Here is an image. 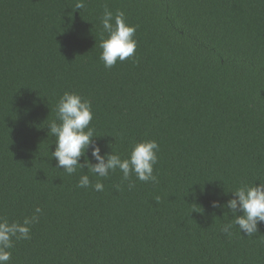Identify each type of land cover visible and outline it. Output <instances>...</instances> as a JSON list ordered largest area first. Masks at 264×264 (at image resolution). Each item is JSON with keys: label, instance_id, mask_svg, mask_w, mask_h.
Segmentation results:
<instances>
[{"label": "trees", "instance_id": "obj_1", "mask_svg": "<svg viewBox=\"0 0 264 264\" xmlns=\"http://www.w3.org/2000/svg\"><path fill=\"white\" fill-rule=\"evenodd\" d=\"M76 2L0 0V217L42 209L9 264H264V223L228 236L231 211L212 207L264 182V0ZM105 6L136 26L112 68ZM65 91L91 102L102 155L156 140L157 182L56 168L47 124ZM84 174L104 190L78 188Z\"/></svg>", "mask_w": 264, "mask_h": 264}, {"label": "clouds", "instance_id": "obj_2", "mask_svg": "<svg viewBox=\"0 0 264 264\" xmlns=\"http://www.w3.org/2000/svg\"><path fill=\"white\" fill-rule=\"evenodd\" d=\"M85 0H77L76 9H83ZM102 32L100 34L99 59L105 68H112L119 62L134 56L137 48L135 39L136 26L127 22L125 13L117 10L113 13L105 6L100 17ZM94 113L91 102L76 92L65 91L56 105V119L50 121L47 126L49 133L55 137V150L51 157L57 160L56 168H63L68 175L83 169L85 166L91 173L107 178L111 172L119 169L123 179L128 180L135 173L142 182H157L154 175V165L157 164L159 144L156 140H144L135 142L127 158H121L119 154H101V147L94 143L95 129L90 126ZM58 121V122H57ZM91 148L92 163L86 155ZM84 157L83 163L80 158ZM78 188L91 187L95 191H103L104 185L97 181L92 184L89 175L84 174L79 178ZM129 187H134L133 183ZM231 192L233 198L226 205L219 201H213V208L226 207L231 211L233 219L224 224L221 231L228 236L232 235L233 226L246 236H252L259 232V225L264 223V182L259 184L242 183ZM240 213V214H238ZM42 209L36 207L31 216H26L22 221H12L0 217V264H9L12 258L10 249L14 247L16 240L31 238L32 225L39 222Z\"/></svg>", "mask_w": 264, "mask_h": 264}]
</instances>
